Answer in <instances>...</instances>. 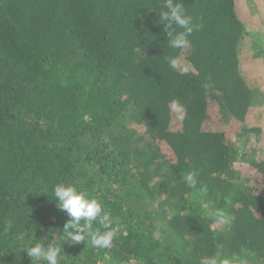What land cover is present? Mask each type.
Returning <instances> with one entry per match:
<instances>
[{
	"label": "trees",
	"instance_id": "obj_1",
	"mask_svg": "<svg viewBox=\"0 0 264 264\" xmlns=\"http://www.w3.org/2000/svg\"><path fill=\"white\" fill-rule=\"evenodd\" d=\"M238 1L183 0L202 27L172 49L164 0H0V264H31L34 239L63 235L61 182L116 230L106 249L65 243L61 264H264V160L244 152L257 93L237 49L253 32Z\"/></svg>",
	"mask_w": 264,
	"mask_h": 264
},
{
	"label": "clouds",
	"instance_id": "obj_2",
	"mask_svg": "<svg viewBox=\"0 0 264 264\" xmlns=\"http://www.w3.org/2000/svg\"><path fill=\"white\" fill-rule=\"evenodd\" d=\"M158 23L163 26V33L172 49L188 47L189 37L202 27L193 23V17L187 13L183 0H164L159 11ZM169 65L172 68L178 67L174 58H169ZM172 108L176 111L182 110L178 101L172 102ZM184 181L190 189L195 188L196 173H187ZM48 191L47 185L41 188L44 194ZM200 191L204 192L206 189L201 188ZM51 193L56 207L66 213L68 220L64 224L60 239L48 240L47 237L34 239L35 242L22 251L31 258V264H61V258L64 255L62 246L65 243L76 245L87 241L92 247L100 249H106L112 244L116 236L113 218L98 199L91 197L87 191L78 189L73 184L63 182L52 186ZM214 216L219 224L230 223L228 214L222 209L216 210ZM94 226L99 227L94 228ZM6 227H11L10 221L7 222ZM204 264H218V259L215 256L208 257L204 260ZM223 264H230V261L225 259Z\"/></svg>",
	"mask_w": 264,
	"mask_h": 264
},
{
	"label": "rangeland",
	"instance_id": "obj_3",
	"mask_svg": "<svg viewBox=\"0 0 264 264\" xmlns=\"http://www.w3.org/2000/svg\"><path fill=\"white\" fill-rule=\"evenodd\" d=\"M237 11L241 20L251 33L250 39H241L237 43L239 71L257 96L250 116L246 118L248 128L260 129L259 135L253 133L246 138L244 152L248 161L264 160V0H239ZM243 172L257 192H261V181L252 167Z\"/></svg>",
	"mask_w": 264,
	"mask_h": 264
}]
</instances>
